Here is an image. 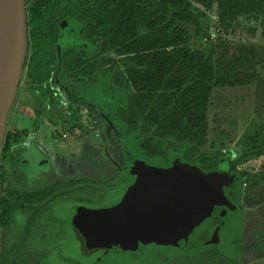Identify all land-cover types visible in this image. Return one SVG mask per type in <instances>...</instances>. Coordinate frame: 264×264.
Listing matches in <instances>:
<instances>
[{"label":"rangeland","instance_id":"1","mask_svg":"<svg viewBox=\"0 0 264 264\" xmlns=\"http://www.w3.org/2000/svg\"><path fill=\"white\" fill-rule=\"evenodd\" d=\"M48 2L50 0H26L28 6L25 10L32 14L34 7ZM69 2L64 12L72 21L78 20L84 11V3L79 6L80 0ZM90 3L89 0L88 7ZM193 7L199 20L198 29L185 24L182 27L188 32L194 50L206 52L214 47L217 69L225 68L227 62L241 57L247 63L238 66L236 72L256 73V80L248 85L212 89L208 100L204 161L209 157L211 165L229 168L236 179V187L229 199V210L224 213L226 219H223L221 210L219 224L207 241L188 251L158 242L148 244L179 264H219L218 261L222 264H264V12L237 16L231 23L232 34L219 37L216 34L217 5L212 4L210 9L196 4ZM26 59L20 87L31 97L35 116L28 114V103L22 98H26V95L21 97L18 94L6 124V132L17 135L18 142L6 154L0 153V174L9 181L13 177L18 178V183L8 187L11 191H34L45 185L62 183L66 189L59 190L56 195L73 192L66 197L57 196L40 212L36 218L39 226L31 229L33 237L37 239L58 231V225L48 215L47 209L52 204L51 209L57 203L73 197L94 200L128 174L126 166L129 158L124 155V141L128 142L130 155L135 160L164 163L159 157L147 158L137 145L120 139L117 126L105 119L100 101L102 96L111 92L107 91L106 81L94 79L91 83L71 85L66 68L58 77L61 81L58 87L50 79L51 75L40 69L38 75L42 79L38 84H31L24 73ZM28 70H34V67ZM102 82L103 88L99 86ZM69 93L94 95L93 106L88 98L84 102L91 106L95 118L91 119L81 104L70 105ZM118 98L116 104L113 102L111 112L124 106V101ZM47 99H51V103ZM56 104L66 112L65 116L57 115ZM54 119L61 120L62 124L53 125V131L48 130ZM35 137H42L47 144ZM204 161H199V164L205 165ZM0 197H3L2 190ZM26 217V214L18 213L19 223L13 222L6 232L8 245L13 242L12 239L23 234L22 225ZM42 221H46L45 226L41 225ZM33 237L30 239L34 240ZM28 251L35 254L33 247ZM0 259L7 260L3 256ZM184 259L190 261L183 262Z\"/></svg>","mask_w":264,"mask_h":264},{"label":"trees","instance_id":"2","mask_svg":"<svg viewBox=\"0 0 264 264\" xmlns=\"http://www.w3.org/2000/svg\"><path fill=\"white\" fill-rule=\"evenodd\" d=\"M214 3L219 37L232 34L231 23L237 16L264 12V0H95L87 12L88 26L82 35L96 49L82 51L80 59L67 67L68 78L82 83L106 81L108 95L120 97L124 106L110 116L105 113V119L117 126L120 139L137 145L149 159L159 157L167 164L171 156L179 155L203 170L219 169L209 163V157L204 161L211 91L248 85L256 80V73L236 72L247 63L241 57L217 69L214 47L194 50L182 25L198 29L194 4L210 9ZM29 79L42 78L30 74ZM87 112L94 118L90 108ZM17 142V135L5 132L0 153L6 154ZM124 155L127 158L126 151ZM10 184L0 174V188L7 195L0 201L3 227L15 211L51 201L66 187L55 183L18 194L6 190Z\"/></svg>","mask_w":264,"mask_h":264},{"label":"water","instance_id":"3","mask_svg":"<svg viewBox=\"0 0 264 264\" xmlns=\"http://www.w3.org/2000/svg\"><path fill=\"white\" fill-rule=\"evenodd\" d=\"M25 9V0H0V147L26 59ZM59 17L61 41L90 51ZM114 100L119 98L101 97L108 116ZM124 147L129 173L118 185L93 201L73 197L51 209L49 218L59 227L61 259L100 264L105 255L136 254L152 242L187 251L207 241L219 224L218 213L227 206L223 189L228 178L222 170H203L179 155L171 156L166 165L140 162L130 155L128 142Z\"/></svg>","mask_w":264,"mask_h":264},{"label":"flooded vegetation","instance_id":"4","mask_svg":"<svg viewBox=\"0 0 264 264\" xmlns=\"http://www.w3.org/2000/svg\"><path fill=\"white\" fill-rule=\"evenodd\" d=\"M70 1L73 2V0H70ZM88 1L89 0H80L79 6H82V3H84V11L82 13V16L80 14V17L78 18V20L75 19V21H72L70 18H68L64 12L66 6L70 3L69 0H50V2L45 3L44 5H41L38 8L34 7L32 14H29L26 10V36H27V53H26V56L28 55V58L26 59V71H24L25 77H27V76L29 77L30 74H28V72H29L28 69L30 67H31V69H33V67H34V70H30L31 75L33 77L39 76L38 72L41 69L43 72H45V74L49 73L51 75L50 79L53 80L54 83L59 87V86H61V81L58 78L60 73L62 71L65 72L66 68L70 64H72L75 61H78L80 59L81 53L83 51L82 46H78V47L67 46L60 39V23L61 22H60L59 15L64 20V22L66 24L67 31L72 32L75 30L80 41L87 43L91 46V53H93V51H95L96 45L92 44L91 42H88L87 39H85L82 35L84 27L88 26V21H87L88 20V13L87 12H88L90 7L93 8L95 5V0H90L91 1L90 7H88ZM27 6L28 5L25 6L26 9H27ZM94 55L96 56L97 54L94 53ZM41 65L43 67H40ZM42 74H44V73H42ZM68 79H69V82L71 85H81L82 84V82L78 81L77 79H73V80L70 78H68ZM29 81L31 84L32 83L35 84L38 82L36 80H30V79H29ZM45 81L46 80H43V82H45ZM20 86H21V81H20V85H19L18 91L16 93L15 99H17L18 94H20V96L23 94L26 95V91L25 90L23 91L22 87H20ZM19 91H21V93H19ZM22 92H25V93H22ZM27 96L28 95H26V98L22 97V96L21 97L25 99L26 103H28V107H29L28 114L33 117V116H35V112L33 110L34 104L32 103L31 97H29V96L27 97ZM106 96L111 97L110 95H106ZM86 98H88L90 100V102L92 103L91 106H93V104H95V101L93 99V95H91V93H87V94H84V93L70 94L69 93L68 94L69 104L73 105V106L77 103L81 104L82 106L85 107V112H87V108L91 109V106L89 107V104L84 102V99H86ZM47 100L50 103L52 101L51 99H47ZM13 104H14V102H13ZM55 112L59 116H61V115L65 116L66 115V112L63 111L62 107L59 104H56ZM93 114H94V112H93ZM95 116H94V118H95ZM91 119H93V117ZM61 124H62L61 120H55L54 119V122L51 123L50 128L47 127V129L48 130L51 129L53 131V130H55V128H52L53 125H61ZM34 134H36V132H34ZM35 139H37L39 142H42V143L45 141L42 137H35ZM57 142H59V141L57 140ZM44 143H45V145L47 144L46 142H44ZM140 162H142V161H140ZM164 165H166V164H164ZM219 169L222 170V172H224L228 178L227 187H225L223 189V197H224V200H225V203L227 204V206H225L221 209L222 213H223V219H226L224 213H225V211L229 210L228 209L229 199H230V196L233 195V193H232L233 190H235L234 188L236 187V179L233 177V175H231V172L229 171L230 169L227 168L225 165H222V167ZM128 173H129V171H128ZM127 176H128V174L123 179H125ZM123 179H121L120 182ZM18 182H19L18 178L13 177V180L10 181V183H11L10 185L18 183ZM118 184H116V185H118ZM46 186H48V185L42 186L40 189H42ZM115 186L108 188V190L114 188ZM64 189H66V188H60L59 190H64ZM0 190L3 191L2 188H0ZM6 190H8V188H6ZM37 190H39V189H37ZM108 190H106V191H108ZM9 191H11V190H9ZM35 191L36 190L28 191L26 189H22L20 192H18V191H13V192L20 194L22 192H29L30 193V192H35ZM57 192L54 194V199L60 195L62 197H66V196H69L73 193V192H70L69 195H66V193H69V191L68 192L65 191V192H61L59 195H56ZM102 193H100V194H102ZM6 196L7 195H5V191H3V197H0V201L2 202V200L7 198ZM54 199L51 201L48 200L46 202H43V203H40L37 205H33V207H31L32 210L31 209H27L25 211L17 210L12 214V218H11L10 223H8L5 227L0 225V231H1L0 232V256H3V257H5V259H7L5 261L4 260L2 261L0 259V264H74L71 262H67L64 259H61L57 255V248L59 247V244H60L59 227H58L57 233H55L53 235L45 234L43 236H39V238H37V239H35L33 237L34 236L33 230L35 229V227L39 226L37 224L36 218L40 215V212L43 209H45V207L50 205V202L54 201ZM89 201H93V200H89ZM52 205L50 207H48V209H47L48 215L50 214L49 212H50ZM220 211H219V213H220ZM18 213L26 214V216H27L25 221H24V224L22 225L23 234H21L20 236H17L15 239H12L13 242L10 245H8L6 243V241H7V233L6 232L10 229V226L12 225L13 222L19 223L18 218H17ZM219 213H218V215H219ZM41 225L45 226L46 221H42ZM215 228H216V226L212 229V232L214 231ZM31 229H33V230H31ZM49 235L51 237H49ZM31 236L34 238V240L30 239ZM30 247L34 248V251H35L34 255H32L28 251ZM178 251L181 253L186 252V251L182 252L180 250H177L176 252H178ZM207 255L209 256V253H207ZM189 261H190V259H186V260L184 259L183 260V262H187V263ZM218 262H219V264H222L220 261H218ZM100 264H179V263L176 262L175 259L170 258V256H166L163 251L155 250L152 248V246L150 244H145L137 251L136 254H117V253H114V254L105 255L102 258V260L100 261Z\"/></svg>","mask_w":264,"mask_h":264},{"label":"bare ground","instance_id":"5","mask_svg":"<svg viewBox=\"0 0 264 264\" xmlns=\"http://www.w3.org/2000/svg\"><path fill=\"white\" fill-rule=\"evenodd\" d=\"M1 44H2V32H1V29H0V50H1ZM212 233V231H211Z\"/></svg>","mask_w":264,"mask_h":264},{"label":"crops","instance_id":"6","mask_svg":"<svg viewBox=\"0 0 264 264\" xmlns=\"http://www.w3.org/2000/svg\"><path fill=\"white\" fill-rule=\"evenodd\" d=\"M59 246H60V244H59ZM58 255V254H57Z\"/></svg>","mask_w":264,"mask_h":264}]
</instances>
